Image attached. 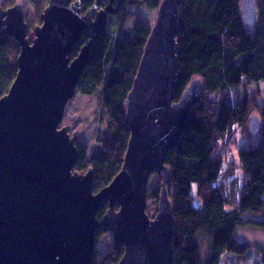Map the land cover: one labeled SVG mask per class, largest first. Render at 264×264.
<instances>
[{
    "label": "water",
    "instance_id": "1",
    "mask_svg": "<svg viewBox=\"0 0 264 264\" xmlns=\"http://www.w3.org/2000/svg\"><path fill=\"white\" fill-rule=\"evenodd\" d=\"M162 0L132 90L125 101L130 140L121 171L99 192L94 173L74 171L76 136L62 126L68 102L108 17L125 0H49L29 37L23 5L0 3V39L20 44L18 73L0 98V264H93L102 225L125 248L119 264H174L175 217L166 165L199 96L194 80L175 102L179 5ZM255 8L243 0L244 16ZM89 38L72 59L73 49ZM257 124L259 122L257 120ZM251 122L250 130L257 128ZM153 174L163 182L155 217L147 212ZM108 201L102 221L98 209ZM118 205V208L116 207Z\"/></svg>",
    "mask_w": 264,
    "mask_h": 264
},
{
    "label": "trees",
    "instance_id": "2",
    "mask_svg": "<svg viewBox=\"0 0 264 264\" xmlns=\"http://www.w3.org/2000/svg\"><path fill=\"white\" fill-rule=\"evenodd\" d=\"M28 1L27 23L33 39L49 0ZM161 1L125 0V4L156 11ZM252 1L255 12L250 10L246 16L243 0L180 1L175 102L192 81L198 80L201 87L179 144L166 162L175 217L174 264H222L226 252L245 257L251 246L239 240L238 229L250 226L264 231V104L257 102L264 82V0ZM95 2L84 0L85 9ZM16 3L5 0L2 5ZM107 3L103 0L102 6ZM126 20L125 11L108 17L77 87L83 95L96 96L108 117L107 137L98 150L89 153L86 144L76 142L74 171L86 173L92 168L95 192L108 186L122 169L130 140L125 101L151 34L142 15L135 17L131 29L126 28ZM88 41L84 33L72 59ZM20 48L11 37L0 39V98L17 76ZM252 121L257 124L253 133ZM237 129L250 141L239 149V160L226 161L224 151L236 143ZM150 179L147 212L154 218L163 177L153 174ZM108 208V201L99 206L100 221ZM105 233L101 225L97 240ZM203 239L208 243L205 254ZM124 252V246L113 244L103 256L96 254L93 264H119ZM260 253L257 264H264V248Z\"/></svg>",
    "mask_w": 264,
    "mask_h": 264
},
{
    "label": "rangeland",
    "instance_id": "3",
    "mask_svg": "<svg viewBox=\"0 0 264 264\" xmlns=\"http://www.w3.org/2000/svg\"><path fill=\"white\" fill-rule=\"evenodd\" d=\"M4 1L5 0H0V3L2 4ZM15 1H17L16 4L20 3L23 5L22 0ZM26 11L27 10H25L27 21ZM124 11L127 14V29H131L135 23V17L139 14L142 15L145 21L152 27L155 24L158 13L157 10H147L146 8L138 6H125ZM199 87H201V83L199 84ZM234 97L237 98L236 92ZM97 99L98 98L96 96L83 95L77 89L75 96L67 104L62 123V126L70 125L71 135L76 136L77 142L86 144L89 148V153L98 150V147L101 146L102 143L101 140L105 139L108 133V117L104 109L98 103ZM257 102L264 104V82L260 84V95ZM249 141L248 137L242 135L240 129H237L236 143H230V150L228 152L224 151V160L229 161L232 158L236 161L239 160V149L248 145ZM232 153H234L233 157ZM151 181L152 179H150L149 184ZM151 189L152 184L148 185V190ZM237 237L239 240L251 246L250 252L245 255V257L226 252L223 255L222 264H257L263 256L260 252L264 248V231L250 226H244L238 229ZM99 238L100 239L96 240V246L98 248L97 254L103 256L114 244V237L108 231V233L100 235ZM207 247L208 243L205 239H203L202 249L204 254L206 253Z\"/></svg>",
    "mask_w": 264,
    "mask_h": 264
},
{
    "label": "built area",
    "instance_id": "4",
    "mask_svg": "<svg viewBox=\"0 0 264 264\" xmlns=\"http://www.w3.org/2000/svg\"><path fill=\"white\" fill-rule=\"evenodd\" d=\"M22 1H23V8H24L25 10H29L30 7H31L30 2H29L28 0H22ZM219 183H221L220 180H217V181L215 182L216 185H219ZM96 248H97V246H96ZM97 252H98V248H97Z\"/></svg>",
    "mask_w": 264,
    "mask_h": 264
}]
</instances>
